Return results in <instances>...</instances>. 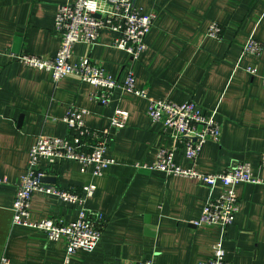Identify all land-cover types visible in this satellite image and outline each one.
I'll list each match as a JSON object with an SVG mask.
<instances>
[{
  "label": "crops",
  "instance_id": "crops-1",
  "mask_svg": "<svg viewBox=\"0 0 264 264\" xmlns=\"http://www.w3.org/2000/svg\"><path fill=\"white\" fill-rule=\"evenodd\" d=\"M70 0H0V259L14 264H65L67 240H48L44 231L13 224V202L28 152L40 135L70 136L64 118L71 106L86 108L93 130L111 132L108 155L115 163L94 176L76 161L49 165L44 182L81 193L97 186L86 200L105 216L100 242L93 251L78 250L68 264H197L212 255L222 235L216 225L201 224L205 203L223 188L141 166L151 165L162 148H172L171 130L148 115L149 101L115 89L107 104L92 97L94 86L77 76L54 81L50 73L23 64L12 55L54 58L61 36L54 31L57 8ZM157 19L146 36L140 58L114 46V34L102 31L95 44L76 43V63L89 56L112 76L123 79L133 70L139 88L155 99L194 101L221 123L217 141L208 140L196 169L220 172L239 161L250 162L256 174L264 152V0H135ZM212 22L222 27L219 38L207 35ZM250 37L262 43L261 54L245 51ZM255 68L256 74L247 68ZM128 113L123 128H112L116 110ZM183 145L175 160L189 167ZM141 164V165H140ZM240 208L227 228L224 248L231 264H264V186L239 183ZM34 219L75 220L78 207L36 191Z\"/></svg>",
  "mask_w": 264,
  "mask_h": 264
},
{
  "label": "built area",
  "instance_id": "built-area-1",
  "mask_svg": "<svg viewBox=\"0 0 264 264\" xmlns=\"http://www.w3.org/2000/svg\"><path fill=\"white\" fill-rule=\"evenodd\" d=\"M157 19L156 13H144L136 5L135 0H70L57 8L54 31L61 36V45L54 58L23 53L12 55L23 64L48 71L54 81L74 75L81 81L94 86L92 97L107 104L115 89L146 98L149 101L148 115L153 121L161 122L165 130H171L175 144L172 148L158 151L156 160L141 166L160 170L166 174L198 179L207 185H223L222 191L205 203L198 225H216L221 228L222 235L214 242L212 255L197 264H231L226 257L224 239L227 228L231 226L240 208L236 186L239 183L264 185V177L255 174L253 165L248 161L237 162L233 167L214 173H205L196 169V161L203 145L208 140L217 141L221 135V123L215 114L204 112L194 101L177 103L170 99H155L149 91L139 88L131 68L123 79L112 76L100 64L93 62L89 56H82L76 63L71 62L76 43L95 44L102 31L114 34V46L128 52L134 60L148 48L146 36ZM222 27L212 22L207 35L219 38ZM245 51L252 55H260L262 43L250 37ZM247 70L256 74L255 68ZM264 86V77H263ZM86 108L71 106L64 118L70 136L37 137L28 152L27 167L20 177L12 206L13 224L40 229L47 239L67 240L65 264L78 250L93 251L101 240L105 225V216L101 212H93L86 206V200L94 196L96 184L90 182L82 187V192L63 189L43 181L46 170L40 167L42 161L49 165L63 160L79 162L85 169L93 164L94 176H100L104 169L115 163L108 155L111 132L93 130L86 122ZM128 113L116 110L110 121L112 128H123ZM182 144L185 157L191 162L184 167L175 160ZM259 169L264 171V152L261 155ZM36 191L55 195L65 202L75 204L79 214L75 220L65 221L61 218L34 219L31 211L33 193ZM0 264H14L8 258L0 259ZM137 264H155L153 258L140 260Z\"/></svg>",
  "mask_w": 264,
  "mask_h": 264
},
{
  "label": "rangeland",
  "instance_id": "rangeland-1",
  "mask_svg": "<svg viewBox=\"0 0 264 264\" xmlns=\"http://www.w3.org/2000/svg\"><path fill=\"white\" fill-rule=\"evenodd\" d=\"M208 31V30H207ZM239 162H243V161H239ZM235 165V164H234ZM234 165H232L231 167H233ZM228 169V168H227ZM226 170V169H225ZM223 171V170H222ZM256 174V173H255ZM257 175H260V174H257ZM262 176V175H260ZM264 177V176H263ZM262 185V184H261ZM264 186V185H263Z\"/></svg>",
  "mask_w": 264,
  "mask_h": 264
},
{
  "label": "water",
  "instance_id": "water-1",
  "mask_svg": "<svg viewBox=\"0 0 264 264\" xmlns=\"http://www.w3.org/2000/svg\"><path fill=\"white\" fill-rule=\"evenodd\" d=\"M43 180H44V178H43Z\"/></svg>",
  "mask_w": 264,
  "mask_h": 264
}]
</instances>
